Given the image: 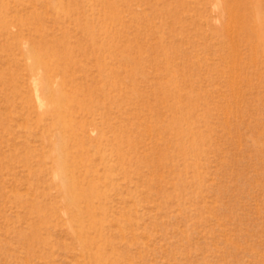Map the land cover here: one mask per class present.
<instances>
[{"label":"rangeland","instance_id":"1","mask_svg":"<svg viewBox=\"0 0 264 264\" xmlns=\"http://www.w3.org/2000/svg\"><path fill=\"white\" fill-rule=\"evenodd\" d=\"M0 264H264V0H0Z\"/></svg>","mask_w":264,"mask_h":264},{"label":"bare ground","instance_id":"2","mask_svg":"<svg viewBox=\"0 0 264 264\" xmlns=\"http://www.w3.org/2000/svg\"><path fill=\"white\" fill-rule=\"evenodd\" d=\"M48 7V6H47ZM37 58V57H36ZM36 83V82H35ZM40 91V88L39 87H37L36 88V93L38 94V92Z\"/></svg>","mask_w":264,"mask_h":264}]
</instances>
